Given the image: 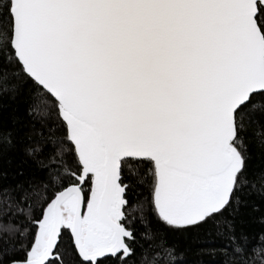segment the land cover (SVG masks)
<instances>
[{"label": "snow or ice", "instance_id": "1", "mask_svg": "<svg viewBox=\"0 0 264 264\" xmlns=\"http://www.w3.org/2000/svg\"><path fill=\"white\" fill-rule=\"evenodd\" d=\"M19 74L54 97L63 135L41 133L45 159L26 149L44 181L0 185V264L147 259L166 242L131 226L138 210L156 238L126 198L141 173L162 223L210 224L250 264L235 221L255 189L242 133L264 119V0H0V92Z\"/></svg>", "mask_w": 264, "mask_h": 264}, {"label": "trees", "instance_id": "2", "mask_svg": "<svg viewBox=\"0 0 264 264\" xmlns=\"http://www.w3.org/2000/svg\"><path fill=\"white\" fill-rule=\"evenodd\" d=\"M10 85L14 87L0 92V185L14 188L23 184L27 188L29 184L44 181L45 171L27 154L26 149L40 144L43 148L40 158L45 159L52 148L47 139H42L41 133L47 137L48 129L55 126L60 128L55 136H62L63 127L54 120V97L23 74L10 77ZM242 136L250 156L247 176L255 189L250 187L245 190L243 204L235 221V234L237 237L243 235L248 238L247 257L250 258V264H264V145L261 143L264 140V119L255 117L253 122L247 124ZM64 147L68 148L69 145ZM125 182L130 184L126 195L129 208L141 205L148 227L156 234L151 242L141 239V233L146 230L145 225L141 223L139 211H131L129 220L139 243L148 248L149 243L156 244L161 238L166 242L164 247L148 248L147 259H144L142 249L137 246L136 255L127 264H241L240 255L229 246L227 234H218L210 224L180 230L162 223L152 211V183L147 174L141 173ZM133 217L136 219L133 220ZM17 218L23 219L19 214ZM3 223H8V220H3ZM167 247L175 249V261L168 256ZM62 248L71 249V235L68 231L64 232ZM13 254L24 255L23 251ZM104 264L116 262L109 259Z\"/></svg>", "mask_w": 264, "mask_h": 264}]
</instances>
